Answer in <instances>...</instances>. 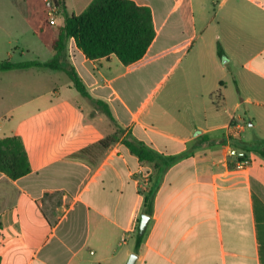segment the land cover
<instances>
[{
	"label": "crops",
	"instance_id": "obj_1",
	"mask_svg": "<svg viewBox=\"0 0 264 264\" xmlns=\"http://www.w3.org/2000/svg\"><path fill=\"white\" fill-rule=\"evenodd\" d=\"M91 1L63 6L77 15ZM132 1L149 7L155 30L140 60H87L67 45L115 124L61 71H0V138L20 137L31 169L15 180L0 172V264H126L132 254L134 264H264V162L253 168L249 151L264 140V0ZM23 3L16 36L50 57L24 60L16 46L17 55L0 48V61L53 55L62 15L51 25L41 0ZM117 131L99 159L78 156ZM122 140L177 158L159 176L136 251L139 181L153 183L156 163L139 161Z\"/></svg>",
	"mask_w": 264,
	"mask_h": 264
},
{
	"label": "trees",
	"instance_id": "obj_2",
	"mask_svg": "<svg viewBox=\"0 0 264 264\" xmlns=\"http://www.w3.org/2000/svg\"><path fill=\"white\" fill-rule=\"evenodd\" d=\"M55 4L61 9L63 24L57 30V35L51 43L53 55L46 61H24L12 63L8 59L0 61V71L14 69L40 68L63 72L71 81L74 90L88 100L95 110L103 113L111 123L115 120L108 105L93 98L86 85L78 75L68 58L67 45L73 40L75 47L87 60H95L114 55L123 65H129L140 60L146 53L155 37L152 16L149 7L137 5L132 0H92L80 13H68L63 6V0ZM217 55L224 59L221 47L217 46ZM118 141V131L106 138L82 149L78 156L94 158L102 155L111 145ZM122 144L139 161L153 164L156 176L153 183L146 187L143 200V213L151 215L153 197L157 182L163 173L177 158L162 159L142 144L122 140ZM264 158V146L252 149ZM249 150V151H252ZM30 165L24 145L18 136L0 138V172L11 180H15L30 172ZM2 226L0 222V237ZM143 235L136 228L135 251L138 249Z\"/></svg>",
	"mask_w": 264,
	"mask_h": 264
},
{
	"label": "rangeland",
	"instance_id": "obj_3",
	"mask_svg": "<svg viewBox=\"0 0 264 264\" xmlns=\"http://www.w3.org/2000/svg\"><path fill=\"white\" fill-rule=\"evenodd\" d=\"M42 3V2H41ZM206 6L208 7V12H210L212 4L207 2ZM30 7V6H29ZM26 8L23 0H0V48L4 51H9V53H15V55L19 54V51H16L14 47L19 46L22 47L23 43L29 45V41L31 38L27 36H16L20 33H23V28L20 27L18 21V15L24 12ZM38 11V10H37ZM13 19V20H12ZM47 41V38H46ZM45 43V40L43 41ZM23 48V47H22ZM36 51L31 48L25 49L23 48L22 55L23 59H46V57H50V49L46 48L44 45L36 47ZM164 70H159L154 76V80L158 81L162 78ZM63 78H66L63 73H61ZM246 122L247 118L245 117ZM264 146V140H259L255 143V146ZM101 155L94 156L95 159H99ZM252 163V167L256 168L259 164V160L264 162V158L261 157L254 150L250 153Z\"/></svg>",
	"mask_w": 264,
	"mask_h": 264
},
{
	"label": "built area",
	"instance_id": "obj_4",
	"mask_svg": "<svg viewBox=\"0 0 264 264\" xmlns=\"http://www.w3.org/2000/svg\"><path fill=\"white\" fill-rule=\"evenodd\" d=\"M56 0H41L43 4L44 14L46 17V20L49 22V24L54 25L56 24V20L58 16L61 14V9L56 6L55 4ZM236 127V126H235ZM239 127V126H238ZM230 128V127H229ZM232 128V126H231ZM239 128L236 127V130ZM247 166V162L243 160L236 161V168L242 169ZM139 187H142V193L145 192L147 187V180L143 178L141 181H139Z\"/></svg>",
	"mask_w": 264,
	"mask_h": 264
},
{
	"label": "water",
	"instance_id": "obj_5",
	"mask_svg": "<svg viewBox=\"0 0 264 264\" xmlns=\"http://www.w3.org/2000/svg\"><path fill=\"white\" fill-rule=\"evenodd\" d=\"M148 222H149V216L142 214L140 217L139 226H138V232L140 235H143L145 233ZM135 259H136L135 254L130 255L126 264H134Z\"/></svg>",
	"mask_w": 264,
	"mask_h": 264
}]
</instances>
